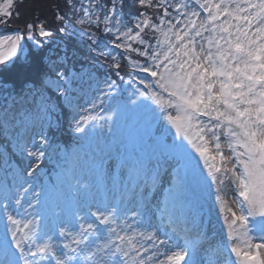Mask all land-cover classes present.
<instances>
[{
  "label": "snow or ice",
  "instance_id": "1",
  "mask_svg": "<svg viewBox=\"0 0 264 264\" xmlns=\"http://www.w3.org/2000/svg\"><path fill=\"white\" fill-rule=\"evenodd\" d=\"M21 2H0V26ZM66 6L58 27L38 17L0 35V75L35 50L18 92L0 81V129L31 158L0 170V264H264V0ZM72 36L90 53L79 67L57 43ZM58 110L100 142L91 182L74 152L37 186Z\"/></svg>",
  "mask_w": 264,
  "mask_h": 264
},
{
  "label": "rangeland",
  "instance_id": "2",
  "mask_svg": "<svg viewBox=\"0 0 264 264\" xmlns=\"http://www.w3.org/2000/svg\"><path fill=\"white\" fill-rule=\"evenodd\" d=\"M60 1H62V0H60ZM25 2H26V0H22V2L19 3L20 7H19V10L17 11L19 16H18V18H16L18 21H22V20H24V18H26L28 16H31L32 14H36L38 12L37 8L34 9L35 12L32 9L29 8V2L30 1L27 2V3H25ZM57 2L58 1H56V3ZM49 5H51V2H50ZM0 35H3V34L0 33ZM9 129L11 131L12 137L16 136V133L14 132V130L12 129L11 126L9 127ZM36 131L39 132V129H37ZM29 135H32V133H29ZM36 142L37 143L39 142V136L38 135L36 136ZM29 146H31V143H29ZM93 192H94V194L97 195V198H99V195L94 190H93ZM205 227L208 230L209 234H211L213 229L220 230V229L223 228V221H222V219H218V217L213 216L211 218V222L210 223H206ZM178 242L182 243V241H178Z\"/></svg>",
  "mask_w": 264,
  "mask_h": 264
},
{
  "label": "trees",
  "instance_id": "3",
  "mask_svg": "<svg viewBox=\"0 0 264 264\" xmlns=\"http://www.w3.org/2000/svg\"><path fill=\"white\" fill-rule=\"evenodd\" d=\"M30 1V2H29ZM56 1H60V0H26L25 3L29 2V8L32 9L34 11L35 8L38 9V12L36 14H32L31 16L26 17L25 19L27 20V18L33 17L35 16H39V18H42V16L48 14V13H52L54 15H56L57 13L60 12H65L63 9L58 8V2L56 3ZM63 4L65 3L66 6V0H62ZM75 1V0H73ZM78 2V0H76ZM24 2V1H23ZM51 2V5H49ZM132 9L134 11H137L138 9L136 7H132ZM35 12V11H34ZM37 19V18H35ZM19 26V25H18Z\"/></svg>",
  "mask_w": 264,
  "mask_h": 264
}]
</instances>
